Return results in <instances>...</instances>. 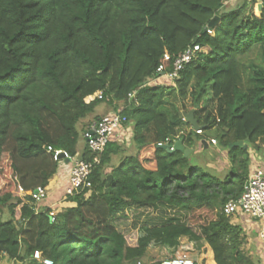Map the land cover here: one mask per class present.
I'll return each mask as SVG.
<instances>
[{
	"label": "trees",
	"instance_id": "16d2710c",
	"mask_svg": "<svg viewBox=\"0 0 264 264\" xmlns=\"http://www.w3.org/2000/svg\"><path fill=\"white\" fill-rule=\"evenodd\" d=\"M226 1L0 0V262L40 264L39 251L52 264H136L155 246L194 264H253L223 208L250 173L248 148L229 146L264 148V0ZM194 45L202 51L172 85L149 84ZM255 50L259 61L245 62ZM186 100L201 134L180 117ZM100 104L131 124L134 153L108 143L89 197L69 196L74 206L51 216L20 189L48 186L55 151L79 154L77 127ZM207 135L227 152L222 175L158 146L194 151ZM78 156L97 154L85 144ZM147 209L154 216L127 244L118 221Z\"/></svg>",
	"mask_w": 264,
	"mask_h": 264
},
{
	"label": "built area",
	"instance_id": "2783aa9c",
	"mask_svg": "<svg viewBox=\"0 0 264 264\" xmlns=\"http://www.w3.org/2000/svg\"><path fill=\"white\" fill-rule=\"evenodd\" d=\"M208 33H210L208 31ZM201 48L194 45L187 48L177 59L173 62V69L169 73L163 72V66L157 69L160 78L169 79L172 82L178 78V73L183 67L196 57ZM168 60L167 55L164 56ZM100 98V95H97ZM132 97V95H130ZM196 134H201V130L195 131ZM83 139L86 146L94 153L97 154L93 162L87 163L82 161L78 155L70 156L63 151L54 152V160L58 162V168L68 167V187L65 196H74L82 192H86L84 197L90 195L91 181L90 177L93 170V165L99 162L98 155L101 154L108 143L117 142L122 145L128 146L132 139V127L127 119L119 113H110L101 117L98 121L93 122L89 128L84 132ZM210 143L215 145V140H210ZM166 144H158L164 146ZM168 146V145H167ZM171 149V146H170ZM51 152V148H47ZM62 158H59L60 155ZM68 160V163H65ZM22 197L31 196L32 199L39 203L47 197V187L38 188L35 192L26 194L20 189ZM223 213L232 219H241L247 217L256 223L261 224V231L258 236L264 242V168L254 165L250 170L247 181L244 184L242 194L235 200H230L223 208ZM56 213L51 212V216ZM53 220V219H52ZM33 259L37 260L40 264H52L48 259H43L39 251L33 253ZM160 264H194L188 258H173L162 261Z\"/></svg>",
	"mask_w": 264,
	"mask_h": 264
},
{
	"label": "crops",
	"instance_id": "0c3cea01",
	"mask_svg": "<svg viewBox=\"0 0 264 264\" xmlns=\"http://www.w3.org/2000/svg\"><path fill=\"white\" fill-rule=\"evenodd\" d=\"M234 1L240 2L243 0H234ZM164 80L165 78H159L156 80H151V82L154 81L162 82ZM83 143H84L83 145L85 146L84 139H83ZM246 148H248L250 152L249 170L253 169L254 165H258L264 168V148H262L260 151H255L252 148L250 149L248 145H246ZM206 150L214 151L213 153L214 157L217 160L219 159L220 164H223L221 160H223L224 157H227V152L220 150L217 145L211 144L210 140L206 142V146L203 145V148L197 146L194 149V152L195 153L200 152L203 154L207 152ZM78 153L80 154L81 151L78 150ZM213 161L211 163H206L205 166L209 168L210 164H213ZM215 163H217V161ZM222 167L223 168L221 170L218 169L216 170L214 168H209V169H212L214 170L215 173L222 175L225 166ZM228 168H229V163H228ZM67 187H68V167L63 166L58 168L56 174L49 181V184L47 186V197L45 198V200H43V202L39 203L38 206L40 208L49 209L55 213H58L66 208L73 207L74 204L68 202L67 197L65 196ZM232 222L236 225H239L244 232L245 243L242 249L250 257L252 263L264 264V242L261 239H259L258 236L259 232L261 231V224L256 223L247 217H242L241 219H232ZM0 264H8V263H6L5 261H1ZM10 264H29V263L28 261H24V262H12Z\"/></svg>",
	"mask_w": 264,
	"mask_h": 264
},
{
	"label": "rangeland",
	"instance_id": "374dc122",
	"mask_svg": "<svg viewBox=\"0 0 264 264\" xmlns=\"http://www.w3.org/2000/svg\"><path fill=\"white\" fill-rule=\"evenodd\" d=\"M237 3H238V1L227 0L224 3V8L233 7ZM248 60L258 62L259 61V50H255L251 55H249L247 60H245V62L248 63L249 62ZM149 84L151 86H157V85L158 86H170V85H172V81L169 79H165L162 82H157V81L151 82V81H149ZM211 105H212V103H211ZM189 106H190V100H186L184 102L177 103L176 107L179 110H181V113H180V115H181V114H186V110H187V108H189ZM183 107H184V109H183ZM119 109L121 110L122 106H120ZM111 111H112V107H109L107 104H100L97 107L94 114L90 115L89 122L93 123L96 121L97 118H101L104 115L110 114ZM80 126L81 125L79 124L77 127L78 132L80 134L78 147L80 149H83V147H84V145H83L84 144L83 143V134H84L85 130L83 131ZM186 129H187L186 131H188V128H186ZM209 137H210L209 135L206 136L207 140L210 139ZM129 145H130V143L128 144V146ZM215 145H218V143L216 142ZM128 146L125 145V147L128 148V149H126V151H124L125 154H133L134 153L133 146H131V147L130 146L128 147ZM80 149H78V150L81 151ZM250 149H251V147H250ZM213 153H214V151H207L203 154L200 152L195 153L194 151H192V153L190 154V155H192L191 161L193 164H197V165L203 167L206 163H211L213 160H215V161H213V164H210L211 167L209 166V168L221 170L223 168L222 166H225V168L223 169L224 170L223 173H226L227 168H228V163H229L228 156L224 157V159L221 160V162H223V164H220L219 159L217 160L214 157ZM115 161H116V159H115ZM216 161H217V163H215ZM212 171H214V170H212ZM150 216L151 217L154 216V212L150 209H147V210H141L140 212H129V213H127V216L125 219L118 221V223H117L118 230L124 234L126 241H127V244L135 243V240L138 236V227L145 221V219L147 217H150ZM168 259H170V256H169V252L167 250L152 246V247L148 248L145 256L141 260L137 261L136 264H154L156 262H159L162 260L164 261V260H168Z\"/></svg>",
	"mask_w": 264,
	"mask_h": 264
},
{
	"label": "water",
	"instance_id": "95a60500",
	"mask_svg": "<svg viewBox=\"0 0 264 264\" xmlns=\"http://www.w3.org/2000/svg\"><path fill=\"white\" fill-rule=\"evenodd\" d=\"M217 21H218V18H217V17L214 18V19L209 23L208 27H209V28H212V27L215 25V23H216ZM180 117H182L183 120H184L185 122L189 123V125L192 127V129H193L194 131H198V130H200V127H199L197 121L194 119L193 111H190L189 113H186V114H181ZM202 144H203L204 146H206V141H202ZM240 147L246 149V145H245L243 142H236V143H233V144H231V145L229 146V148H240ZM162 148H163V149H166V150H169V151H183V153H184V157H188V156L192 153V151H193V149H184V147H183V145H182V142L179 141V140H177V141H175V142L173 143V145L171 146V149H170V147L167 146V145L162 146ZM62 157H63V155L61 154V155L59 156V158H62ZM65 163H68V160H65ZM111 180H112V177L109 175V176L107 177L106 187H108V186L110 185Z\"/></svg>",
	"mask_w": 264,
	"mask_h": 264
}]
</instances>
